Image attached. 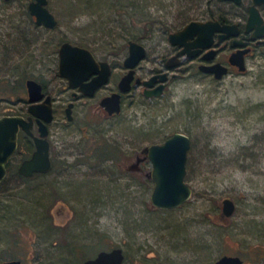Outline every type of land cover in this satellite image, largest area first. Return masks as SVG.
Wrapping results in <instances>:
<instances>
[{
  "label": "rangeland",
  "instance_id": "rangeland-1",
  "mask_svg": "<svg viewBox=\"0 0 264 264\" xmlns=\"http://www.w3.org/2000/svg\"><path fill=\"white\" fill-rule=\"evenodd\" d=\"M30 1L0 0V116L23 106L29 78L49 84L58 99L52 125L58 165L30 186L19 180L16 205L9 200L0 207V264L18 257L29 264L37 242L52 244L59 264H82L119 246L125 264H215L226 254L264 264V42L246 58L245 72L232 68L217 80L186 58L179 70L170 69L179 76L160 97L135 87L125 93L121 114L110 117L99 103L103 93L79 102L69 124L62 120L68 84L59 71L63 41L89 47L116 64L109 92L123 75L130 40L147 47L136 66L144 79L167 69L175 47L170 33L212 14L244 24L249 2L49 0L59 20L52 30L36 25ZM77 127V135L67 136ZM173 132L192 140L186 181L193 194L179 207L161 209L151 201V161L142 173L129 166L144 147ZM45 180L46 200L44 190L32 188ZM227 198L236 209L230 218L222 216ZM48 227L49 236L40 230Z\"/></svg>",
  "mask_w": 264,
  "mask_h": 264
},
{
  "label": "water",
  "instance_id": "water-1",
  "mask_svg": "<svg viewBox=\"0 0 264 264\" xmlns=\"http://www.w3.org/2000/svg\"><path fill=\"white\" fill-rule=\"evenodd\" d=\"M7 1V0H6ZM236 5H241L243 0H226ZM49 0H31L29 12L36 18L37 26H45L49 29H56L59 25L57 16L49 8ZM259 6H264V0H252L249 5L248 20L245 24L247 33L252 32L251 40L259 44L264 42V17L261 15ZM219 34V41L232 38L236 50L231 54L229 63L237 66L240 72L247 69L246 55L251 48L246 41L239 39L241 29L238 22L228 23L224 17L220 19L191 20L183 28L169 34V41L175 47H181L177 55L170 59L169 66L177 67L178 59L181 56L196 57L206 51L204 59L212 63H202L200 70L204 73L214 75L217 80H222L229 74V66L220 62H213L217 55L214 46V36ZM129 52L124 60V66L128 72L123 75L119 83V91L105 96L101 99V106L107 114L113 115L122 111V95L130 92L135 78L136 66L147 57V47L136 40L128 42ZM59 71L60 75L70 81L72 87L80 89L87 95H94V91L102 85L108 84L112 74V68L107 61L98 62L90 48L75 45L65 40L60 45ZM102 65V70L98 69ZM93 74L97 76L86 83ZM160 78V84H157ZM168 80L167 73L156 74L145 82V95L149 97L161 96ZM140 78H137V83ZM29 94V119L37 117L40 134L34 135L32 122L26 117L19 115L1 116L0 118V182L4 179L8 161L16 153L18 147V135L20 127L35 140L36 151L25 159L19 172L24 176H33L35 173H48L52 169L53 161L50 155V143L46 139L49 132L47 123L53 121V105L51 96L43 100V85L37 79L31 78L26 81ZM73 104L67 109L69 119L73 118L71 113ZM191 137L184 132H175L165 142L159 144H148L142 150V156L129 166L132 171L140 170V163L149 159L152 163V170L149 177L154 182L151 201L153 206L165 209H174L185 204L192 196L193 189L186 181L187 161L189 151L192 147ZM224 218H230L235 212V203L231 198L223 201L222 207ZM124 249L119 247L113 250L101 251L95 259H88L85 264H124ZM3 264H22L21 260H7ZM145 264V263H142ZM215 264H244V259L239 255H222L215 261Z\"/></svg>",
  "mask_w": 264,
  "mask_h": 264
},
{
  "label": "flooded vegetation",
  "instance_id": "flooded-vegetation-1",
  "mask_svg": "<svg viewBox=\"0 0 264 264\" xmlns=\"http://www.w3.org/2000/svg\"><path fill=\"white\" fill-rule=\"evenodd\" d=\"M7 1H10V0H7ZM246 2H249V4L246 5V13H247L246 16L248 17V15H249V10L248 9H249V5L252 4V0H243L242 4L241 5H238V6H242L243 4H246ZM259 10L261 12V15L264 17V6H259ZM35 20H36V18H35ZM247 20H248V18H247ZM226 22L233 23V22H231L228 19H226ZM238 24H239L240 29H241V34L239 35L238 38L246 41V45L251 48L250 52L246 55V58H247L249 55H251L254 52L253 51L254 50V47H256V45H260V44L257 41L255 42V41H252L251 40L252 32H250V33H247L246 32V29H245V24L246 23L242 24V23H239L238 22ZM214 41L215 42H214V46L213 47L217 50V55L214 58L213 62H220L221 64L228 65L229 66V73H230V71H231L232 68H233V70L237 69L238 67L236 65L233 66V65H231L229 63V58H230L231 54L234 52V50H236V48L234 46L233 39L232 38L222 39L221 42H220L219 41V34L217 33L214 36ZM180 50H181V47H174V49L172 51V54H171L172 56L169 57L167 59V61H166V66H168L166 70H156V72H153L151 76L145 77L144 79L141 78V76H139L137 74V67H136L135 78H134L135 80H134V82L132 84L131 91L133 89H135V87H138L139 86L141 88V90H142V94L145 97L152 98V99L153 98L160 97V96H157V97H154V96L149 97V96L145 95V91H146L145 82L147 80H150L152 76H154L156 74L167 73V77H168V80L166 81V87H167L172 78H177L179 76L177 73H175L174 71H172L170 69L172 68V69L179 70L180 66H182L183 64L186 63L185 62V59L186 58L189 59V61H191V63H197L199 65V67H198L199 70H200V67H201V64L202 63H212V62L206 61L204 59V55L206 54L205 53L206 51H204V52L201 53V55L196 56V57L181 56L178 59L179 65L177 67L169 66L170 59L172 57L176 56L177 53H178V51H180ZM91 51H92L94 57L96 58V60L98 62H100V61H107V62H109L110 68H112V74H113V72L116 69V64L114 63L113 58L112 57H107V58H104V59L103 58H98L96 56V54L93 52L92 49H91ZM223 51H226L228 54L222 60V57L221 56L223 54ZM123 65H124V61H123ZM193 66H195V65L193 64ZM124 68H125V66H124ZM98 69L99 70L100 69L102 70V65L99 66ZM127 72H128V69L125 68V70L123 72V75L126 74ZM200 72H201V70H200ZM112 74L110 76L109 83L108 84H105V85H102L101 87L97 88L94 91L95 92L94 95H90V96L87 95L85 92H83L80 89V86H78L77 88L72 87L70 85V81H68V79H66V82L68 84L67 85V89H66V91L68 93V98H67V103L63 104L64 106H63V118H62V120L66 118L69 121L68 124L69 123H73L75 121L76 115H74V114H75V111H76L77 107L79 106V102H81V101L82 102L90 101L91 99H95V98L99 97L101 94L105 93V94L102 95V97H101V99H102L103 97L108 96V95L112 94L115 91H119V83H120L121 78L123 77V75L119 78V80H116L115 81L114 86L112 87V89H108L109 92L106 91L107 87L110 85V83L112 81L111 80ZM209 75H211V74H209ZM95 76H97V74L91 75L89 77V79L87 80L86 83H89L93 79V77H95ZM211 76H214V75H211ZM137 78H140V82L139 83H137ZM29 79H31V78H29ZM39 82L42 83V85H43V93L45 94L44 99L41 100V101H39V104L43 103L48 96H51V103L53 105V116H54V119H53V121L47 123V127H48L49 132H48V134L46 136V139H48L49 140V143H50V150H51L50 151V155H51V161H53L52 169L49 170L48 173H40V172H37L33 176H24L23 174H21L19 172V169H20L21 165L24 163L25 159L30 158L33 155V153L36 151L35 140L26 132V130L24 128L20 127V131H19V135H18V140L19 141H18V147L16 149V153L8 161L7 169H6V174L7 175L0 182V207L1 208H4L5 207V202H8L9 203L10 202L9 200H11L12 201L11 203H13L17 199H19V196H18V193H19V185H18L19 182L18 181L19 180H21V185L26 186L27 184H30L31 182H34L35 180H38L39 178H46V177H48L50 174L53 173L54 168H56L57 165H58L56 163V161H55V156H56L55 149H54L55 148V142H54V139L52 138V136H53V134H52V131H53L52 125L55 122V119L57 117L56 116V105H57L58 99L53 95L52 88H51V86L49 84L43 83L41 81H39ZM160 83L161 82H160V78H159L158 81H157V84H155L152 89H155ZM166 87H165V90L167 89ZM165 90H164V92H165ZM26 92H27V95L28 96H24L23 98H21V100H23V106L19 109L18 112H15V113H13V112L12 113H4V114H1V116L19 115V116L26 117L27 119H29V116H30L29 107L30 106H29V94H28V90H27V83H26ZM125 96H126V94L124 93L122 95V101H121L122 102V110H123V106H124V103H125L124 102ZM100 102H101V100H100ZM70 104H73L72 111H71V113L73 115V118L72 119H69V116L67 115V109H68V107H69ZM100 105H101V103H100ZM103 109L105 110L104 107H103ZM121 112L120 113H115L113 115H109V114L108 115L110 117H113V116H115L117 114H121ZM1 116H0V118H1ZM29 121L32 122V127L31 128L33 130L34 135H39L40 134V128H39V123L37 121V117H34L32 120L29 119ZM79 130H80V127H77L75 130L72 129V130L69 131V133L67 134V136H69V135H77V133H78ZM174 133L175 132H173V134ZM173 134H171V135H173ZM170 136L168 138H170ZM167 139H165L164 141L159 142V143H163ZM159 143H151V144H159ZM138 156H142V151L140 153H137V155H136L137 159H138ZM148 161H149V159H146V160H144V161H142L140 163V170H139V172H141V173L144 172L143 165L146 162H148ZM150 172L151 171H149V173L146 174V176L148 178H150L149 177ZM26 182H29V183H26ZM27 186H30V185H27ZM32 188L35 189V190H33V192H35V194H38L37 193L38 189L41 190V191L44 190V193H41V194H44L43 199L46 200V198L48 197V195H47V184H46V180L45 181H39L37 183V186L32 187ZM15 205L16 204H14L13 206H15ZM67 215L69 217H71L72 213H71L70 210H69V213ZM40 230L42 231V233H44V234H46L48 236L51 235V228H49V227L46 228V229L41 228ZM38 236H40V235H38ZM119 247H112L111 249H108V250H113V249L119 248ZM108 250H101V251H108ZM34 251H36V254L33 256L32 260L30 261L29 264H59L60 263L59 260H57L56 257L53 256L52 244H47V243L44 244L43 242H41V243L40 242H37L36 245H35ZM101 251H99V252H101ZM99 252H97V254L94 255V256L87 257L86 260L82 264H85L88 259H95L97 257V255L99 254ZM125 258H126V254H125ZM7 260H21V263L22 264H27V263H25L24 259L21 258V257L7 259ZM63 261H65V258L63 259ZM63 261L61 263H64ZM125 262H126V259L124 261V264H125ZM145 264H147V263H145Z\"/></svg>",
  "mask_w": 264,
  "mask_h": 264
},
{
  "label": "trees",
  "instance_id": "trees-1",
  "mask_svg": "<svg viewBox=\"0 0 264 264\" xmlns=\"http://www.w3.org/2000/svg\"><path fill=\"white\" fill-rule=\"evenodd\" d=\"M78 2H79L80 5L82 4V3L80 2V0H79ZM77 4H78V3H77ZM77 4H75V5H77ZM221 17H224V15L221 14V15H219L218 17H215L214 14H212L210 18H212V19H221ZM245 17H246V14H245ZM63 42H64V41H63Z\"/></svg>",
  "mask_w": 264,
  "mask_h": 264
}]
</instances>
